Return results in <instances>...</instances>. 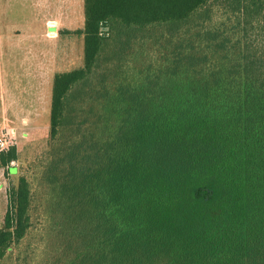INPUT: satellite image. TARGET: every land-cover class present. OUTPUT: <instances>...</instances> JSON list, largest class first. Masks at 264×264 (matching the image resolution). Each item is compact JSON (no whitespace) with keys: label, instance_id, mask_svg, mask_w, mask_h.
Here are the masks:
<instances>
[{"label":"trees","instance_id":"obj_1","mask_svg":"<svg viewBox=\"0 0 264 264\" xmlns=\"http://www.w3.org/2000/svg\"><path fill=\"white\" fill-rule=\"evenodd\" d=\"M83 9L82 29L63 32L82 37L83 66L53 77L44 172L77 214L95 207L102 219L95 257L80 264H264V0H83ZM143 42L165 68L147 90L119 85L120 124L81 137L106 116L100 62ZM163 76L179 90L156 89ZM161 95L177 101L153 107ZM87 96L94 122L79 120ZM16 160L15 148L0 154L2 168ZM8 203L0 264L30 227L26 178Z\"/></svg>","mask_w":264,"mask_h":264},{"label":"rangeland","instance_id":"obj_2","mask_svg":"<svg viewBox=\"0 0 264 264\" xmlns=\"http://www.w3.org/2000/svg\"><path fill=\"white\" fill-rule=\"evenodd\" d=\"M45 3V0H0V133L12 129L18 135L22 128L27 134L25 140L17 144V160L14 169L9 170L10 176L7 169L3 172L0 169V223L9 208V196L17 187L18 178H26L31 191L30 227L22 240L11 245L2 264H80L81 257L86 254L95 257V226L102 223L95 214V207L87 209L84 214H77V208L69 203L71 194L61 198V187L49 183L44 176L49 165L51 80L56 73L83 66L82 37L62 33L63 29L74 31L81 28L83 15L76 10L77 6L67 5L68 13L73 11L75 22L66 28L63 27L66 17L58 12L55 2L49 7ZM52 18L59 23V28L52 30L60 33L52 38L45 37L50 29L44 24ZM165 65L161 51L145 42L134 45L126 57L102 60L98 72L109 71L105 81L109 91L104 100L106 116L102 124L96 125L97 131L94 123L82 125L81 137L90 132L94 138H104L102 135H107L106 130L111 132L124 117L121 113L112 114L114 108L121 112L126 105L124 101H118L117 87L147 90V79L158 76ZM163 77L165 81L160 79L156 89L163 92L167 83L174 87V91L179 90L176 81L170 82L166 76ZM98 84V77L95 80L94 75L90 83L93 92ZM166 98L162 95L155 97L151 101L152 106L162 108L177 101L170 98L165 103ZM84 100L86 104L78 113L79 120L88 118L94 122L95 116L89 117L84 112L90 104L95 111V98L91 100L87 96ZM22 120L26 125H22L24 122L21 124ZM103 125L106 127L102 128ZM65 130L63 136L67 139L70 134ZM63 169L67 174V166ZM57 202H61L59 207ZM108 211L106 215L113 212L111 209Z\"/></svg>","mask_w":264,"mask_h":264},{"label":"crops","instance_id":"obj_3","mask_svg":"<svg viewBox=\"0 0 264 264\" xmlns=\"http://www.w3.org/2000/svg\"><path fill=\"white\" fill-rule=\"evenodd\" d=\"M29 1V0H28ZM46 1V3H45V6H47V7H49V6H53V3H54V5H56V6H58V12L60 11V12H62V16L63 17H66V23L65 24H63V27L64 26H66V28L67 27H71L73 24H74V22H75V16H74V14H73V11L71 12V13H68V12H70V10H69V8L67 7V5H69V6H77V8H76V10L77 11H80L81 12V14L83 15V18H82V20H83V24H82V27H83V25H84V9H83V0H45ZM33 2H34V0H33ZM63 7H64V11H63ZM59 14V13H58ZM59 17L60 16H58V19H59ZM56 19L55 18H52V19H49V20H47L46 22H45V26L48 28V29H50L48 32H46L45 33V37H49V38H52L51 36H56L57 35V33L59 32H57V33H55V31L54 30H52V29H56V28H59V23H57L56 21H55ZM82 27L81 28H77L76 30H78V29H82ZM63 30H65V31H69V32H74V31H76V30H70V29H63ZM53 31V32H52ZM64 31H62V33H63ZM60 33V32H59ZM55 75V74H54ZM54 77V76H53ZM52 81H53V79L51 80V84H50V86H51V89H52ZM51 89H50V102H51ZM50 102H49V112H50ZM49 112H48V115H49ZM4 122H5V120H4ZM24 122V124H22ZM21 124L22 125H26V121H24V120H22L21 121ZM12 129H10L9 131H8V129L6 130V132H10ZM19 131H20V134H18L17 135V133L16 134H14V145L10 148V149H12V148H17V144L19 143L20 144V142H22L23 140H25V138L27 137V134L24 132V130L21 128V129H19ZM2 132V131H1ZM18 144V145H19ZM9 149V150H10ZM17 150V149H16ZM16 152H18V151H16ZM3 153H7V152H3ZM2 154V153H1ZM14 163H15V161H13V162H11L9 165L11 166V167H9V165H8V167H6V168H2L1 166H0V169H2V172H3V170L4 169H7V174L9 175V170L10 169H14L13 168V165H14ZM3 174V173H2ZM1 174V175H2ZM10 176V175H9ZM2 223H3V219H2V221H1V223H0V228L2 227Z\"/></svg>","mask_w":264,"mask_h":264},{"label":"built area","instance_id":"obj_4","mask_svg":"<svg viewBox=\"0 0 264 264\" xmlns=\"http://www.w3.org/2000/svg\"><path fill=\"white\" fill-rule=\"evenodd\" d=\"M14 145V134L13 131L0 133V154L8 152L9 149Z\"/></svg>","mask_w":264,"mask_h":264},{"label":"water","instance_id":"obj_5","mask_svg":"<svg viewBox=\"0 0 264 264\" xmlns=\"http://www.w3.org/2000/svg\"><path fill=\"white\" fill-rule=\"evenodd\" d=\"M102 30H106V29H102Z\"/></svg>","mask_w":264,"mask_h":264}]
</instances>
